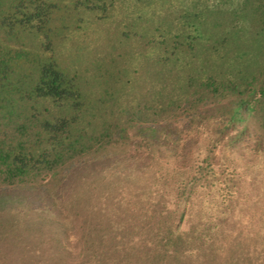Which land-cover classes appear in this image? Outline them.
Returning <instances> with one entry per match:
<instances>
[{"label":"trees","instance_id":"trees-1","mask_svg":"<svg viewBox=\"0 0 264 264\" xmlns=\"http://www.w3.org/2000/svg\"><path fill=\"white\" fill-rule=\"evenodd\" d=\"M54 9L0 0V264H264V59L88 107Z\"/></svg>","mask_w":264,"mask_h":264},{"label":"rangeland","instance_id":"rangeland-1","mask_svg":"<svg viewBox=\"0 0 264 264\" xmlns=\"http://www.w3.org/2000/svg\"><path fill=\"white\" fill-rule=\"evenodd\" d=\"M46 1L51 55L76 74L88 107L121 106L128 92L157 88L155 78L174 91L191 69L264 59V0L259 11L244 0Z\"/></svg>","mask_w":264,"mask_h":264}]
</instances>
